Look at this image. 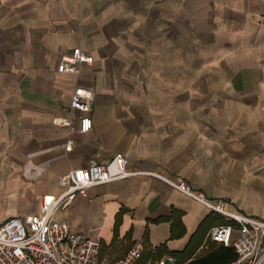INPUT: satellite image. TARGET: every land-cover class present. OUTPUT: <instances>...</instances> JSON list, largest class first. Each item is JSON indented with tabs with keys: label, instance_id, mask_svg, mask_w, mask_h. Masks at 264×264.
Instances as JSON below:
<instances>
[{
	"label": "crops",
	"instance_id": "crops-1",
	"mask_svg": "<svg viewBox=\"0 0 264 264\" xmlns=\"http://www.w3.org/2000/svg\"><path fill=\"white\" fill-rule=\"evenodd\" d=\"M76 46L91 65L57 73ZM72 95L88 105L86 133ZM115 154L129 176L55 212L99 241L100 264L135 242L144 264H181L188 242L199 251L218 220L196 249L215 213L171 182L264 221V0H0V223L37 214L61 175Z\"/></svg>",
	"mask_w": 264,
	"mask_h": 264
},
{
	"label": "built area",
	"instance_id": "built-area-1",
	"mask_svg": "<svg viewBox=\"0 0 264 264\" xmlns=\"http://www.w3.org/2000/svg\"><path fill=\"white\" fill-rule=\"evenodd\" d=\"M92 61L89 54L76 46L66 60L57 64L56 72L76 74L80 66L91 65ZM69 103L71 110L82 113L78 117L77 132L86 133L92 125L87 103L76 95L69 98ZM64 124L69 126L70 122L67 120ZM125 163L121 154H115L106 165L94 161L69 170L58 178L62 191L59 195L40 197L37 214L2 221L0 264H100L97 261L99 241L70 231L68 225L56 218L55 212L65 208L75 194L84 195L88 187L129 176ZM170 185L229 221L212 225L205 237L210 242L232 246L235 259L228 264H264L263 220L225 210L221 202L208 201L201 191L193 192L183 182ZM143 251L142 243L135 242L111 264H136ZM146 264H174V260L171 256H161L148 259Z\"/></svg>",
	"mask_w": 264,
	"mask_h": 264
},
{
	"label": "trees",
	"instance_id": "trees-1",
	"mask_svg": "<svg viewBox=\"0 0 264 264\" xmlns=\"http://www.w3.org/2000/svg\"><path fill=\"white\" fill-rule=\"evenodd\" d=\"M215 218L218 220L219 224H225V221L218 215L212 214L207 217H205L198 225L197 227V232L198 234V243L196 244V249L201 246V241L203 239L204 234L206 233V228H208V224L210 223L211 219ZM172 224V223H171ZM171 236H175L174 231L171 228ZM189 243V242H188ZM188 243L186 244V247L184 251L182 252L183 257H185V261L181 264H228L235 258V253L232 248V246H224L223 244L216 243V242H210L206 240L203 244L202 247L199 248V251L194 254V249L193 251L190 249ZM191 244V243H190ZM157 252L159 255L161 254H168L172 256H179L180 253L177 252H167L164 246L161 248L157 249ZM149 252L146 250L143 251L141 258L138 260L136 264H144V260L147 257Z\"/></svg>",
	"mask_w": 264,
	"mask_h": 264
},
{
	"label": "rangeland",
	"instance_id": "rangeland-1",
	"mask_svg": "<svg viewBox=\"0 0 264 264\" xmlns=\"http://www.w3.org/2000/svg\"><path fill=\"white\" fill-rule=\"evenodd\" d=\"M184 184H185V186H187L191 191H193V192H195V190L194 189H192V187H190V186H188L185 182H184ZM233 212H235V211H233ZM215 213V212H214ZM236 213H238V212H236ZM216 215H217V213H215ZM244 215V214H243ZM218 216H219V214H218ZM221 218L225 221V223H227V221L225 220V218L223 217V216H221ZM229 222V221H228ZM150 257V255L148 254L147 255V257L145 258V259H147V258H149ZM146 261V260H145Z\"/></svg>",
	"mask_w": 264,
	"mask_h": 264
}]
</instances>
